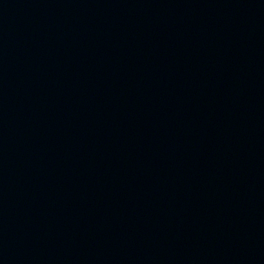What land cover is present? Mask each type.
I'll use <instances>...</instances> for the list:
<instances>
[{"label": "water", "instance_id": "95a60500", "mask_svg": "<svg viewBox=\"0 0 264 264\" xmlns=\"http://www.w3.org/2000/svg\"><path fill=\"white\" fill-rule=\"evenodd\" d=\"M112 0H0V231Z\"/></svg>", "mask_w": 264, "mask_h": 264}]
</instances>
